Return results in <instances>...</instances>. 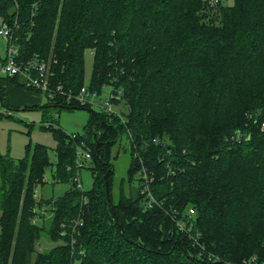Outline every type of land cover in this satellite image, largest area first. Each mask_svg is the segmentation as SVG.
Here are the masks:
<instances>
[{
	"label": "trees",
	"instance_id": "obj_1",
	"mask_svg": "<svg viewBox=\"0 0 264 264\" xmlns=\"http://www.w3.org/2000/svg\"><path fill=\"white\" fill-rule=\"evenodd\" d=\"M0 14L20 24L21 57L39 55L49 86L62 85L49 101L91 111L81 133L46 126L55 162L42 143L17 160L0 153V264L264 262V0H0ZM84 85L119 90L114 103L127 110L78 106ZM0 99L8 106L1 88ZM123 134L131 163L115 196L110 153ZM79 146L95 163L88 190L76 181ZM142 166L153 178L152 206ZM49 168L70 187L41 201ZM45 202L51 219L34 220ZM190 207L194 226L182 230ZM43 234L54 243L38 249Z\"/></svg>",
	"mask_w": 264,
	"mask_h": 264
},
{
	"label": "rangeland",
	"instance_id": "obj_2",
	"mask_svg": "<svg viewBox=\"0 0 264 264\" xmlns=\"http://www.w3.org/2000/svg\"><path fill=\"white\" fill-rule=\"evenodd\" d=\"M227 4H232L234 0H223ZM6 40L0 35V57L6 55ZM93 69V54L89 50L85 52V84H88L91 79ZM42 92L41 99L30 100L26 104H15L12 109L11 115H5L0 119V153L8 154L14 159H19L26 155V146L31 143H42L49 148V156L53 162L57 159L56 145L57 141L54 137L53 130L47 128V125L52 127H60L67 133H81L84 131L89 119L91 111L88 108H74L66 109L60 105H53ZM111 92L110 86H105L102 92L95 96H91L89 102L86 104L78 103V106H87L96 112H102L101 103L105 99L109 98ZM44 93V94H43ZM18 101L19 96H15ZM29 100V98H28ZM116 101V100H115ZM4 105L0 99V109H3ZM9 107V106H8ZM11 108V107H10ZM113 108L118 111H125L126 106L121 101L119 104L114 103ZM263 126V125H262ZM263 128V127H262ZM241 132V130H237ZM94 140V138H92ZM81 148V146H79ZM90 150V148H88ZM111 162L114 164V173L112 179L113 193H118L121 182L127 183L128 170L131 163V144L126 134L121 136L118 143L111 146L110 153ZM85 167H81L79 175L82 186L85 190L92 187L93 174L92 167L95 164L92 157L84 160ZM44 183L37 187V195L39 199L45 200L51 197H57L62 195L70 187V181H54L52 177V169L49 168L45 174ZM1 182V174H0ZM128 186V183L126 184ZM134 185H137L136 183ZM126 186V187H127ZM130 188V187H129ZM127 187L126 192L129 191ZM42 198V199H41ZM46 206L42 205L39 209L35 207L34 211L38 212V221L50 220L52 213L49 211L51 206L46 203ZM44 207V211H39ZM1 216V210H0ZM41 248H49L54 242H52L48 235L43 234L41 236Z\"/></svg>",
	"mask_w": 264,
	"mask_h": 264
},
{
	"label": "built area",
	"instance_id": "obj_3",
	"mask_svg": "<svg viewBox=\"0 0 264 264\" xmlns=\"http://www.w3.org/2000/svg\"><path fill=\"white\" fill-rule=\"evenodd\" d=\"M210 3L213 5L218 2V0H209ZM20 27V24L17 20L9 22L5 16L0 14V35L6 40V55L0 59V77L1 78H12L22 75L25 77V84L27 87H31L34 89H39L43 91L49 97H54L58 92L62 91V85H57L55 88H51L50 85V64L49 62L45 61L39 55L34 54L28 58H22L20 55V47L17 43V36L15 34L16 30ZM97 95L96 92H91L87 85L81 87L78 91V94L74 95L75 98L81 104H86L89 102L91 96ZM70 98L71 95H68ZM120 98V91L118 93H111L108 99H105L103 103H101L102 110L106 112H113L119 114L118 110L113 108V104L115 99ZM1 114L11 115L12 108L8 106H4L3 109H0ZM91 157V151L88 148H78L77 149V159H76V166L83 167L84 160L86 158ZM139 177L141 179L142 189L141 192L145 195L146 204L147 206H152L155 203V197L151 191L149 183L153 180V178L148 174L147 168L142 166L139 170ZM76 181L78 182V187L84 190L80 175L76 177ZM36 197L38 200L39 197L37 195L36 190ZM36 209H39L36 208ZM44 207H42L39 211H44ZM38 213V212H37ZM195 214V209L193 207L189 208L188 211V220H180L177 222L178 226L182 230H191L194 226L193 216ZM34 220H38L37 217ZM79 223V221H78ZM77 224V222H76ZM75 225L73 226V230ZM41 246H38L40 249ZM79 253H83V251H79ZM246 264H264L257 259L256 256L251 257L247 260Z\"/></svg>",
	"mask_w": 264,
	"mask_h": 264
},
{
	"label": "crops",
	"instance_id": "obj_4",
	"mask_svg": "<svg viewBox=\"0 0 264 264\" xmlns=\"http://www.w3.org/2000/svg\"><path fill=\"white\" fill-rule=\"evenodd\" d=\"M13 79L0 78V88L4 92L6 103L12 109L16 106L15 104H28L30 100L41 99L42 92L26 88L24 76L19 75ZM15 96H19L20 100L18 101ZM27 104L26 106H29Z\"/></svg>",
	"mask_w": 264,
	"mask_h": 264
}]
</instances>
